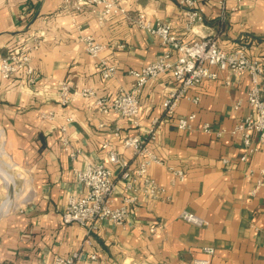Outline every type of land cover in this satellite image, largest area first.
I'll return each instance as SVG.
<instances>
[{"label":"crops","instance_id":"0c3cea01","mask_svg":"<svg viewBox=\"0 0 264 264\" xmlns=\"http://www.w3.org/2000/svg\"><path fill=\"white\" fill-rule=\"evenodd\" d=\"M129 1V18L113 17L101 24L91 8L78 5L77 0H0V57L14 46H29L39 75L29 87L21 79L6 82L0 76L4 137L0 169L10 174L15 185L10 199L12 182L7 183L0 173V206L6 199L13 202L0 212V264H51L56 256L76 250H84L85 256L75 264H193L194 259L207 256L205 246L216 250L211 264H264V186L256 189L264 169V144L255 137L259 149L242 161V137L231 133L251 111L249 75L232 76L233 85L226 86L228 73L222 71L219 79L190 89L176 109L178 116L197 115L186 130L177 128L176 118L167 116L162 105L168 89L176 85L171 72L143 87L137 122L101 114L83 98L67 107L60 103L64 82L92 87L100 95L129 90L134 81L130 70L140 69L164 52L156 36L131 21L138 11L154 23L172 21L176 34L186 42L213 36L224 50L246 44L251 55L264 57V0H245L236 9L232 1L225 7L221 0H197L204 20L195 32L185 30L178 0ZM86 34L105 44L100 57L116 65L112 78H103L100 58L87 52L82 40ZM260 85L264 95V77ZM196 96L198 103L192 100ZM238 100L242 104L235 110ZM50 111L54 117L41 116ZM68 115L75 119L67 123ZM101 122L106 123L104 128L99 127ZM64 125L69 148L81 151L75 160L60 138ZM116 129L121 134L117 138L113 136ZM125 137L140 138L166 164L184 168L186 179L172 185L167 167L153 165L150 174L168 189L171 200L143 196L132 206L125 227L102 221L99 230L88 235L85 227L63 220L69 198L84 191L74 170L88 161L102 162L106 141L134 166L138 157L122 146ZM114 170L118 201L123 185L119 168ZM182 210L194 212L208 224L184 221ZM152 226H157L155 232L150 231ZM92 253L97 259L90 258Z\"/></svg>","mask_w":264,"mask_h":264},{"label":"built area","instance_id":"2783aa9c","mask_svg":"<svg viewBox=\"0 0 264 264\" xmlns=\"http://www.w3.org/2000/svg\"><path fill=\"white\" fill-rule=\"evenodd\" d=\"M232 1L237 5L245 0H221L223 6L227 7ZM129 0H77L78 5L88 6L97 16L99 23H105L109 18H129ZM182 8L186 22L185 30L195 32V26L204 20V9L197 4V0H178ZM223 21L227 19V13L221 15ZM131 21L142 30L156 36L164 52L154 61L141 67L130 70L134 78L129 90H121L117 95H100L89 86L74 85L73 87L64 82L61 85L62 106L67 107L73 104L77 98L89 101L90 106L97 109L101 114H118L133 119L137 122L141 115L140 96L143 87L151 80L171 72L176 80V85L168 89V94L163 101V108L167 116L176 118L177 128L180 130L189 129L196 113L188 116H178L176 109L179 102L188 97L190 89L199 86L205 80H217L220 73L226 71L224 78L226 86H232V76L241 77L249 75L252 80V87L247 94V101L251 107L250 113L242 117L232 130L233 135H240L243 140L244 153L242 161H246L259 148L255 144V137L258 144H264V95L260 85L264 77V57L251 55L248 45L242 44L232 50L221 48L213 36H204L200 40L186 42L182 40L174 29L172 21L152 22L150 17L143 11H138ZM86 50L93 58H100L99 68L104 79L112 78L117 72L115 64L106 58H101L105 51L104 43L97 40L92 34L82 37ZM0 76L3 81L10 82L21 79L23 86H31L38 82L39 75L33 64V56L29 46H14L9 52L0 57ZM199 102V97L192 99ZM242 100L234 104L235 110L240 109ZM54 112L41 113L45 118L54 117ZM67 123L73 121V115L66 117ZM106 126L105 122L99 124L100 128ZM206 131H210L209 124L204 125ZM61 141L64 149L67 150L71 159L75 160L80 150L69 148V140L66 135L67 128H62ZM224 131L219 132V135ZM113 136L120 137V131L114 130ZM4 145L3 132H0V146ZM122 146L131 149L138 157L134 166L128 165L109 141L102 144L105 158L102 162L85 163L83 168H76L75 179L84 187L83 193L73 195L69 198L66 210L63 213V220L66 223H78L85 227L87 234L97 232L102 221H109L117 226L125 227L131 216L132 206L138 204L141 197L157 198L163 201H170L172 196L168 189L161 185L151 174L150 168L153 165H165L171 174V184L175 185L184 182L186 171L176 165H168L153 150L145 146L138 137H125L122 139ZM228 160H223L227 163ZM115 168H119L120 180L122 182V193L119 200H116L117 183L115 182ZM262 179L258 181V189L264 186V169L261 170ZM256 189L252 193L256 192ZM10 200V199H9ZM13 203V202H12ZM12 207V204L11 206ZM10 209V208H9ZM180 218L196 226H205L208 221L190 210H182ZM157 226L150 228L155 232ZM264 245V227L262 228ZM203 251L207 255L203 258H196L193 264H211V256L215 254L213 246H205ZM85 256L84 250H76L67 256H56L51 264H75ZM91 259H97V254L89 255ZM116 264V263H113Z\"/></svg>","mask_w":264,"mask_h":264},{"label":"bare ground","instance_id":"6f19581e","mask_svg":"<svg viewBox=\"0 0 264 264\" xmlns=\"http://www.w3.org/2000/svg\"><path fill=\"white\" fill-rule=\"evenodd\" d=\"M4 151V150H3ZM4 153V152H3ZM3 171V172H2ZM0 169V173L2 174V178H4L6 180L7 183H10L12 182L13 183V180L10 178V174L5 172L4 170ZM12 204V201L9 200V199H6L5 202L0 206V212H3L7 209H9V207L11 206Z\"/></svg>","mask_w":264,"mask_h":264},{"label":"water","instance_id":"95a60500","mask_svg":"<svg viewBox=\"0 0 264 264\" xmlns=\"http://www.w3.org/2000/svg\"><path fill=\"white\" fill-rule=\"evenodd\" d=\"M9 186V198L12 199L14 197L15 185L14 183H10Z\"/></svg>","mask_w":264,"mask_h":264}]
</instances>
